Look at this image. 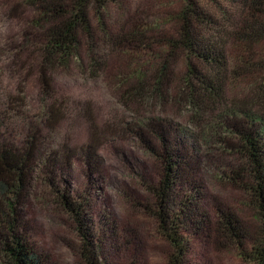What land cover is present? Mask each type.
<instances>
[{"label": "rangeland", "instance_id": "1", "mask_svg": "<svg viewBox=\"0 0 264 264\" xmlns=\"http://www.w3.org/2000/svg\"><path fill=\"white\" fill-rule=\"evenodd\" d=\"M189 1L118 0L111 4L102 12L108 28L124 26L127 30L144 31L142 26L146 25L145 35L155 39L117 48L106 43L103 34L96 41L86 39L78 60L73 57L47 74L50 88L46 92L41 81V50L26 38L27 32L35 31L30 24L37 20V1L0 0V105L6 104L2 110L7 109L8 95L21 99L25 115L44 129L50 150L63 144L85 147L95 141L104 161L99 180L95 184L90 177L94 182L90 185L89 171L78 159L74 161L71 179L76 190L90 185L87 189L95 218L103 213L112 218L117 242L123 246L118 251V264H170L175 253L172 243L160 233L157 219L147 209L157 203L146 185L158 183L160 161L129 131L144 125L150 117H168L197 140L196 177L203 186L213 229H218L216 205L219 204L237 215L251 237L260 238L262 220L251 193L235 186L229 178L245 169L247 159L218 140L225 138L238 143L234 136L225 134L221 124H229L232 116L228 110L237 103L250 104L258 114H264V41L238 38L228 41V71L223 74L227 103L213 113L203 114L205 104L202 110H197L189 102L187 87L193 79L192 68L204 72L203 68L182 50L167 44L170 38L177 37L179 13ZM194 1L225 21L215 2ZM92 19L98 26L99 17L95 13ZM99 43L96 55L102 67L90 69L86 48ZM163 65L166 66L164 80L160 90L153 93L148 85L153 76L160 74ZM140 83L146 84L144 91L133 100L127 91ZM50 107L63 116L55 133L41 128L39 117H35L52 121L46 116ZM92 117L99 134L91 129ZM16 128V142L22 143L28 137V125ZM43 176L42 170L36 168L25 209L33 247L45 264H87L80 251L77 224L58 204ZM188 233L192 238L188 256L193 264H256L243 257L217 231L211 233V240L192 231ZM0 264L8 263L0 258Z\"/></svg>", "mask_w": 264, "mask_h": 264}, {"label": "trees", "instance_id": "2", "mask_svg": "<svg viewBox=\"0 0 264 264\" xmlns=\"http://www.w3.org/2000/svg\"><path fill=\"white\" fill-rule=\"evenodd\" d=\"M35 1L37 20L30 24L35 31L27 32L26 38L27 42L34 43L41 50V81L46 92L50 88L47 74L55 66L61 67L71 58L73 60V57L78 60L79 50L86 39L96 41L94 39L103 34V40L107 39L105 42L116 48L155 39L145 35L146 25L142 26L144 31L138 28L127 30L124 26L118 29L107 27L102 12L118 0ZM211 1L219 6L225 21L200 2L191 0L179 13L177 37L167 42L170 48L182 50L203 68L204 72L195 66L192 68L193 79L187 86L189 102L197 110H202L205 104L203 114L213 113L227 103L223 74L228 71V41L232 38L264 41V0ZM94 13L99 17L98 26L93 23ZM99 48L100 43L86 48L87 67L90 69L102 67L96 55ZM165 70L163 65L160 74L153 76L152 83H149L153 93L160 90ZM144 86L146 84L134 85L127 94L136 100L142 95ZM6 101L9 102L5 111L2 110L5 102L0 105V258L8 264H45V259L33 247L25 214L37 168L42 170L43 180L54 191L58 204L76 222L81 240L80 251L86 263L118 264V251L123 246L117 242L112 218L106 213L95 218L91 212L87 188L97 183L104 164L95 141L85 147L72 148L63 144L50 150L44 129L25 115L22 100L9 98L8 95ZM228 112L232 116L231 121L221 124L225 127V134L234 136L238 143L225 138L218 141L227 148L240 151L247 159L245 169L229 178L235 186L251 193L253 205L258 208L262 220L260 238L251 237L237 215L219 204L216 205L218 229H213L206 210L203 186L196 177L198 144L189 132L168 117H150L144 125L135 130L129 129L160 161L158 183L146 185V189L157 198V203L151 208L147 206V209L157 219L160 233L174 246L175 253L170 258V264H193L188 256L192 243L189 231L207 240H211V233L217 231L237 247L243 257L256 264H264V114H258L255 107L247 103H237ZM46 116L52 121L35 117H39L41 128L55 133L62 114L50 107ZM94 119H91V129L99 134ZM22 124L28 125V137L17 143L16 127ZM100 134L102 136L103 131ZM76 159L83 161L89 171L91 183L85 189L76 190L72 183L71 174Z\"/></svg>", "mask_w": 264, "mask_h": 264}]
</instances>
